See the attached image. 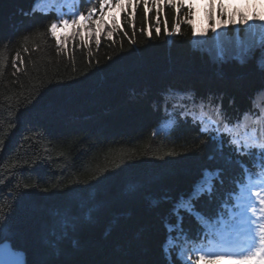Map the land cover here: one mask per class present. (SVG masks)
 <instances>
[{"label": "trees", "instance_id": "16d2710c", "mask_svg": "<svg viewBox=\"0 0 264 264\" xmlns=\"http://www.w3.org/2000/svg\"><path fill=\"white\" fill-rule=\"evenodd\" d=\"M197 1L189 0L191 24ZM232 2L225 0L229 12ZM112 5L102 20L98 12L78 26L58 27L54 38L48 26L59 23L57 14L82 10L78 0H0V235L25 253L26 264H169L165 225L175 223V203L206 169L224 167L216 198L196 205L214 216L234 181L244 178L239 166L209 159V137L172 106L188 103L181 96L192 93L222 101L232 119L264 111V95H258L264 71L256 58L246 50L243 61L219 66L194 49L187 7L177 21L176 8L159 0H148L147 11L144 0ZM244 8L264 14L260 0ZM113 10L119 17H109ZM253 25L249 33L239 25L238 34L250 40ZM89 26L103 29L99 46L95 31L83 34ZM235 29L230 25L228 33ZM173 118L178 126L168 123ZM69 209L80 222L64 233L59 219ZM183 227L197 238L191 217L185 215ZM171 259L180 264L175 250Z\"/></svg>", "mask_w": 264, "mask_h": 264}, {"label": "snow or ice", "instance_id": "6c2138e0", "mask_svg": "<svg viewBox=\"0 0 264 264\" xmlns=\"http://www.w3.org/2000/svg\"><path fill=\"white\" fill-rule=\"evenodd\" d=\"M38 2V0H37ZM63 2V0H61ZM81 9L57 14L59 23L53 21L48 26V31L52 37L56 38V29L68 25L78 26L80 21L93 20L99 12L100 19H103L105 7H111L112 0H98V7L94 0H78ZM125 0H116V5L124 3ZM131 3V0H126ZM139 2V0H137ZM161 3H167L176 8L177 21L179 19L180 8L187 7L188 23L192 28L193 35H197L195 26L191 24V9L193 3L189 0H159ZM250 5L253 0H246ZM264 3V0H260ZM148 0H144L147 11ZM87 6V7H84ZM209 11L206 13L209 20H215L210 25V30L219 35L218 29H227L230 25L235 28L236 25L248 26L252 28L250 21H258L261 31L259 34L252 32L250 40L246 45L247 53H251L257 60L259 68L264 71V14L252 12L246 14L237 8L235 12L226 11L225 0H208L207 6ZM219 8L221 19H215V11ZM35 7L33 12H35ZM63 11V10H62ZM67 16L68 18H65ZM239 16V19L236 17ZM159 11L157 12L156 21L159 24ZM98 23V21H97ZM165 25L167 21L165 20ZM90 31H95L96 44L99 46L100 35L103 29H94L91 26ZM134 29V22L132 24ZM167 30V29H166ZM156 34L160 35V27H156ZM181 25L179 22L174 24V32L180 33ZM208 29L199 35L206 36ZM172 33L169 32V35ZM80 35V31L73 33ZM108 37H112V31L107 32ZM127 35V33H125ZM151 30L148 36L151 37ZM81 40L83 36L81 35ZM243 44V42H241ZM57 44H60L57 38ZM259 52L256 57L255 53ZM247 53L242 52L245 56ZM217 57L221 61L224 59V50L221 48L217 52ZM264 95V91L258 93ZM181 101L173 104V109L183 108L184 111L179 113V119L187 122V117L192 118V123L199 126L200 133L207 135L211 145H214L213 153L209 159H222L225 165H237L241 168L243 180H235V189L226 194V198L221 199L218 210L214 216L205 215L197 208V202L202 198L209 201L216 198L217 184H223L224 167H217L215 170H205L201 178L193 185L190 194L187 197L182 196L173 206L171 215L175 217V223L168 222L165 227L169 233L164 247V254L172 261L173 250H175L176 260L180 264H221L222 261H228V264H264V111L244 112L238 119H232L223 109L222 101L213 102L211 99L197 98L192 93H185L181 96ZM165 113L173 117V112L165 105ZM251 117V122H246V118ZM170 124L178 126L179 121L170 119ZM209 141L204 143L208 145ZM227 149V153L225 152ZM172 155V153H168ZM163 159V156L157 157ZM248 161H251L249 166ZM28 187V185H25ZM93 209H89L85 214L86 220L92 219ZM185 215L191 217L198 225L197 238L189 235V230L183 227ZM80 222V217L74 215L71 210H65L59 219V223L64 233L75 230ZM219 225V227H216ZM212 226V227H210ZM175 233L173 236L172 234ZM63 234V233H62ZM244 235L246 241L241 246L231 243H225V237ZM217 244L218 247L211 245ZM193 256L195 259H193ZM16 251L11 242H6L0 235V264H20L16 258Z\"/></svg>", "mask_w": 264, "mask_h": 264}, {"label": "rangeland", "instance_id": "374dc122", "mask_svg": "<svg viewBox=\"0 0 264 264\" xmlns=\"http://www.w3.org/2000/svg\"><path fill=\"white\" fill-rule=\"evenodd\" d=\"M245 0H233L231 9L235 12L237 8H239L240 11L244 12V4ZM204 1L198 0L197 5L195 8H197L196 11V19L193 23L195 26V31L197 35H194L192 45L194 49L200 50V51H206L209 53L211 60L215 63H218L219 66H221L222 62L224 61H231V60H239L243 61L246 57L242 56L241 53H246V45L249 42V39L243 38L242 35L238 34L239 25L235 26V30L233 34L228 33L227 29H218L219 35L216 33L211 32L210 25L215 23V20H209L208 15L206 14L204 10ZM226 11H230V7L226 8ZM118 15V11H113L109 17L114 18ZM215 19H221L220 15L215 16ZM251 24L253 25V32H260L261 29L259 28V22L258 21H252ZM244 28L245 33H249L248 26H241ZM96 29V28H94ZM205 29H208L207 35H199L200 33H203ZM93 31H83V34L91 33ZM251 33V32H250ZM251 35V34H250ZM60 34L58 31H56V37H59ZM243 42V44L241 43ZM223 48L224 50V59L221 61L217 57V52Z\"/></svg>", "mask_w": 264, "mask_h": 264}, {"label": "water", "instance_id": "95a60500", "mask_svg": "<svg viewBox=\"0 0 264 264\" xmlns=\"http://www.w3.org/2000/svg\"><path fill=\"white\" fill-rule=\"evenodd\" d=\"M16 251V259L20 261V264H26V255L24 252L15 250Z\"/></svg>", "mask_w": 264, "mask_h": 264}]
</instances>
